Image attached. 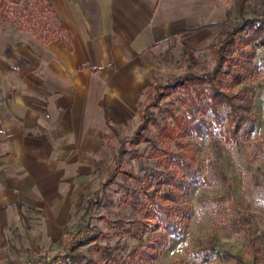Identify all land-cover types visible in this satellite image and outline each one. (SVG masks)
I'll use <instances>...</instances> for the list:
<instances>
[{"label": "crops", "instance_id": "0c3cea01", "mask_svg": "<svg viewBox=\"0 0 264 264\" xmlns=\"http://www.w3.org/2000/svg\"><path fill=\"white\" fill-rule=\"evenodd\" d=\"M44 2L52 36L25 27L38 10L0 25V264H21L73 223L105 111L110 125L130 117L151 50L202 23L194 8L181 12L195 0Z\"/></svg>", "mask_w": 264, "mask_h": 264}, {"label": "rangeland", "instance_id": "374dc122", "mask_svg": "<svg viewBox=\"0 0 264 264\" xmlns=\"http://www.w3.org/2000/svg\"><path fill=\"white\" fill-rule=\"evenodd\" d=\"M2 1L0 8L7 16L0 18V25L16 26L22 20L19 12L34 14L38 10L33 17L39 25L28 17L25 27L30 26L27 29L34 34H44L45 39L52 36V31L43 32L49 20L42 17L48 10L44 0ZM240 2L195 0L182 6L183 13L193 8L199 11L201 25L194 33L169 38L151 50V66L144 70L143 100L126 120L104 124L102 144L92 160L93 175L73 204L75 220L66 229L85 233L71 247L70 264H127L128 252L138 244L137 236L147 240L150 233L160 230L155 215L146 213L145 191L156 185L143 186L133 175L142 177L145 172L163 170L168 153L158 149L177 150L175 141L161 136L160 129L172 123L168 109L186 112L178 102L179 92L162 86L187 72L210 71L215 63L213 50L224 31L242 17L264 15V0ZM206 21L215 24L208 26ZM256 51L253 130L242 129L237 141L227 140L222 136V125L216 124L213 135L192 138L200 172L190 181L189 193L183 198L187 210L180 218L181 232L170 237L153 261L147 255L145 264H264V46ZM144 118L142 136H135ZM159 188L163 190L165 185ZM252 237L263 247L259 258L247 248ZM202 246L210 248L209 257H192L193 250ZM232 254L239 255L241 263Z\"/></svg>", "mask_w": 264, "mask_h": 264}, {"label": "trees", "instance_id": "16d2710c", "mask_svg": "<svg viewBox=\"0 0 264 264\" xmlns=\"http://www.w3.org/2000/svg\"><path fill=\"white\" fill-rule=\"evenodd\" d=\"M239 1L243 4V0ZM2 4L0 0V7ZM6 16V11L0 8V18ZM261 46H264V15L242 17L224 31L219 45L213 50L215 63L210 71L187 72L162 86L167 91L179 92L177 99L186 114L168 109L172 123L164 124L160 129L161 136L174 140L177 145L176 151L154 148L155 154H158L157 149L168 153L165 168L145 172L142 177L133 175L143 186L156 185L145 191L149 204L146 213L147 216L155 215L160 230L150 233L147 240L137 236L138 244L128 252L130 260L127 264H145L147 255L153 261L168 245L170 237L181 232L180 218L187 210L183 198L189 193L190 181H194L200 172L192 138L213 135L216 124L222 125V136L227 140L237 141L242 129L247 132L253 130L255 118L251 110L256 88L252 79L257 71L256 50ZM100 105L104 106L103 101ZM104 115L106 123L111 126L106 111ZM145 128L144 118L135 136L141 137ZM129 175L132 176L131 173ZM161 185H165V189H160ZM247 248L255 257L262 256L263 247L254 237L248 239ZM209 255L210 248L206 246L193 250L191 254L201 260H206ZM231 257L241 263L239 255L232 254Z\"/></svg>", "mask_w": 264, "mask_h": 264}, {"label": "built area", "instance_id": "2783aa9c", "mask_svg": "<svg viewBox=\"0 0 264 264\" xmlns=\"http://www.w3.org/2000/svg\"><path fill=\"white\" fill-rule=\"evenodd\" d=\"M84 233V230L76 232L65 228L56 242L33 244L21 264H70L71 247Z\"/></svg>", "mask_w": 264, "mask_h": 264}]
</instances>
